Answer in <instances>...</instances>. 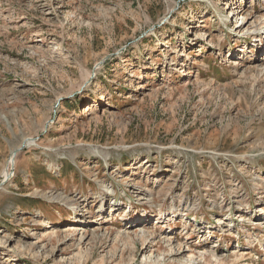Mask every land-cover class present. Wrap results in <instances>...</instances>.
Returning <instances> with one entry per match:
<instances>
[{
  "label": "rangeland",
  "instance_id": "374dc122",
  "mask_svg": "<svg viewBox=\"0 0 264 264\" xmlns=\"http://www.w3.org/2000/svg\"><path fill=\"white\" fill-rule=\"evenodd\" d=\"M261 25L264 0H0V264H264Z\"/></svg>",
  "mask_w": 264,
  "mask_h": 264
},
{
  "label": "bare ground",
  "instance_id": "6f19581e",
  "mask_svg": "<svg viewBox=\"0 0 264 264\" xmlns=\"http://www.w3.org/2000/svg\"><path fill=\"white\" fill-rule=\"evenodd\" d=\"M232 12V11H231ZM233 14H234V12H233ZM262 27H264V25H261L260 27H258V29H261ZM254 31L255 30H257L256 28L255 29H253ZM260 31V30H259ZM252 37V39L254 40V41H256V43H257V40L259 41L260 39H261V36H259V35H251ZM263 36V35H262ZM13 163V150H11V155H10V157H9V160H8V165H11ZM9 174V170H7L6 168L2 171V176H1V179H3V178H5V177H7V175ZM2 180H0V182H1ZM211 206V205H210ZM155 212H157V214L160 216V215H162V213H161V211H163V210H161V209H155L154 210ZM156 215V214H155ZM218 223L219 224H221L222 222L221 221H218ZM221 226H222V224H221ZM223 228V227H222Z\"/></svg>",
  "mask_w": 264,
  "mask_h": 264
},
{
  "label": "water",
  "instance_id": "95a60500",
  "mask_svg": "<svg viewBox=\"0 0 264 264\" xmlns=\"http://www.w3.org/2000/svg\"><path fill=\"white\" fill-rule=\"evenodd\" d=\"M5 178L2 179V181L0 182V186L3 185V183L5 182Z\"/></svg>",
  "mask_w": 264,
  "mask_h": 264
}]
</instances>
